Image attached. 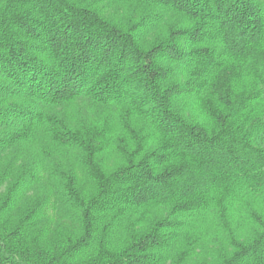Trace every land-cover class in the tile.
I'll use <instances>...</instances> for the list:
<instances>
[{"label":"trees","instance_id":"obj_1","mask_svg":"<svg viewBox=\"0 0 264 264\" xmlns=\"http://www.w3.org/2000/svg\"><path fill=\"white\" fill-rule=\"evenodd\" d=\"M0 264H264V0H0Z\"/></svg>","mask_w":264,"mask_h":264}]
</instances>
